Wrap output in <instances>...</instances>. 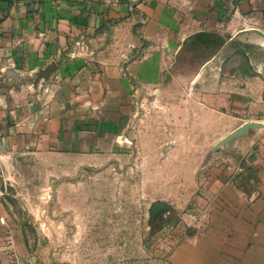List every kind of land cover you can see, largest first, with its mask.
Masks as SVG:
<instances>
[{"label":"crops","instance_id":"1","mask_svg":"<svg viewBox=\"0 0 264 264\" xmlns=\"http://www.w3.org/2000/svg\"><path fill=\"white\" fill-rule=\"evenodd\" d=\"M197 33L221 44L199 103L229 121L239 161L167 260L264 264V0H0V204L22 156L62 174L111 158L133 93L159 87Z\"/></svg>","mask_w":264,"mask_h":264},{"label":"rangeland","instance_id":"2","mask_svg":"<svg viewBox=\"0 0 264 264\" xmlns=\"http://www.w3.org/2000/svg\"><path fill=\"white\" fill-rule=\"evenodd\" d=\"M220 45L191 36L159 87L133 93L111 158L65 174L61 159L18 158L0 204V264H169L206 221L211 184L239 161L229 121L199 103L216 85L199 73Z\"/></svg>","mask_w":264,"mask_h":264}]
</instances>
